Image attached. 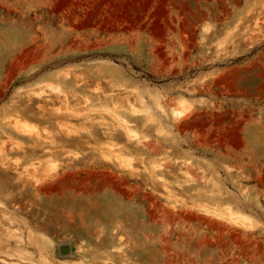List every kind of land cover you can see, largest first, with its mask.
<instances>
[{
    "label": "rangeland",
    "instance_id": "1",
    "mask_svg": "<svg viewBox=\"0 0 264 264\" xmlns=\"http://www.w3.org/2000/svg\"><path fill=\"white\" fill-rule=\"evenodd\" d=\"M263 80L264 0H0V264H264Z\"/></svg>",
    "mask_w": 264,
    "mask_h": 264
},
{
    "label": "bare ground",
    "instance_id": "2",
    "mask_svg": "<svg viewBox=\"0 0 264 264\" xmlns=\"http://www.w3.org/2000/svg\"><path fill=\"white\" fill-rule=\"evenodd\" d=\"M185 5V4H184ZM251 46V45H250ZM258 66V65H257ZM260 66V65H259ZM261 70V69H260ZM239 71V70H238ZM237 71V72H238ZM263 70H261L262 72ZM263 73V72H262ZM238 74V73H237ZM237 74L235 73V75L237 76ZM259 75V74H258ZM262 74H260V76L258 77H261ZM232 80V79H231ZM225 81V80H223ZM230 81V80H229ZM233 81V80H232ZM231 81V82H232ZM264 81V80H263ZM225 83V82H224ZM227 84H228V81H227ZM234 85V84H233ZM261 86L263 87V83L261 84ZM262 87H259V88H256V89H260ZM264 90V89H263ZM186 101V100H185ZM159 103V102H158ZM187 103V102H186ZM181 104V106L184 108L185 105L187 104ZM160 104V103H159ZM157 105V104H156ZM161 107V106H160ZM187 107V106H186ZM164 112V111H162ZM175 116L176 118L178 119L177 123H180L183 121L184 118H186V114H185V108L176 112L175 113ZM174 116V117H175ZM233 142V141H232ZM238 144V143H237ZM233 145V144H232ZM236 145V143H235ZM38 151V150H37ZM80 163V162H79ZM74 168V167H73ZM66 176H70V173L69 175H65L64 179L66 178ZM72 176V175H71ZM57 177V176H56ZM53 178V177H52ZM84 178V177H83ZM67 179V178H66ZM65 179V180H66ZM79 179V178H78ZM77 179V180H78ZM62 180V179H60ZM59 180V182H60ZM73 180V179H72ZM76 180V181H77ZM80 181V180H79ZM105 181V180H104ZM44 182V181H43ZM66 182V181H65ZM83 182V181H82ZM42 183V181H41ZM73 183V181L71 182ZM71 183H70V186H71ZM36 185H39L40 183H35ZM35 184L32 185V188L34 187L35 188ZM55 184H58V183H55ZM105 184L109 186V188H115V181H113L112 179H107L105 181ZM96 185V184H95ZM45 186V189H48V191L52 192L51 190L54 189V191H60L59 189L57 190L56 189V185H53L55 188H52L50 189V187H46L48 185H44ZM97 186V185H96ZM101 186V185H100ZM58 187V185H57ZM72 187V186H71ZM44 187H42L43 189ZM75 188V187H74ZM81 188V187H80ZM41 189V190H42ZM50 189V190H49ZM56 189V190H55ZM64 188H62L63 190ZM40 190V191H41ZM44 190V189H43ZM42 190V191H43ZM76 190V189H75ZM48 191L46 193H48ZM65 191V190H64ZM77 191V190H76ZM70 192V190H69ZM14 193V192H12ZM12 193H8V192H4V193H1V195L5 196L7 202L9 204H13V209L11 212H7V216H8V224L11 225V224H14V223H18V224H26V222H23L22 219H19L17 218L23 211V209H26L25 208V205L17 199V196L13 195ZM45 193V191L43 192ZM25 197V196H24ZM20 198H22V196H20ZM28 202V201H27ZM26 202V203H27ZM50 203L52 204H57L58 208H63V209H70L72 211H76V210H80L82 213H84L82 216L83 217H86L90 223H93V222H96V221H99L100 220V216H103V217H106L107 216V213L114 207L115 203H114V199H113V194L112 193H109L108 195L105 193V195L102 197V198H98L95 200H93L92 198H83L82 196H71V195H63V196H60L59 198H52L50 200ZM5 204V203H4ZM10 206V207H11ZM35 207V206H34ZM117 207V206H116ZM145 209V208H143ZM2 213V212H1ZM0 213V214H1ZM70 216V214H68ZM1 216V215H0ZM5 216V215H4ZM44 217V216H43ZM241 217V216H240ZM244 217V216H243ZM2 218V217H1ZM53 221H48L46 219L42 220V221H38L36 222V227L38 229H41V230H46V231H51L52 229V223ZM83 222V221H82ZM7 225V226H9ZM51 226V227H50ZM25 228V232H24V229L22 228V232H13V233H19L18 236H17V241H16V244H14V247H13V244L9 243L8 241L5 243L6 246L9 248V256L11 257H14V256H20V258H30V255L29 253L27 252L28 251V248L29 246H34V247H39V242L42 240L43 242V238L42 237H39L37 236L36 232L30 228L29 226H24ZM3 232V230H2ZM4 233V232H3ZM6 233H9L6 231ZM2 236V235H1ZM3 237V236H2ZM9 238V236H6ZM12 238V237H10ZM11 241V240H10ZM13 248V249H12ZM45 256V255H44ZM47 257V256H46ZM49 257V256H48ZM52 259V258H51ZM3 261V259H2ZM45 261V260H44ZM47 261V260H46ZM45 261V262H46ZM53 261V260H52ZM5 263L3 264H7L8 262L7 261H4ZM45 264H51V262H46Z\"/></svg>",
    "mask_w": 264,
    "mask_h": 264
},
{
    "label": "water",
    "instance_id": "3",
    "mask_svg": "<svg viewBox=\"0 0 264 264\" xmlns=\"http://www.w3.org/2000/svg\"><path fill=\"white\" fill-rule=\"evenodd\" d=\"M64 254L65 253H67L68 252V250L67 249H63V251H62Z\"/></svg>",
    "mask_w": 264,
    "mask_h": 264
},
{
    "label": "crops",
    "instance_id": "4",
    "mask_svg": "<svg viewBox=\"0 0 264 264\" xmlns=\"http://www.w3.org/2000/svg\"><path fill=\"white\" fill-rule=\"evenodd\" d=\"M117 139H119V138H117Z\"/></svg>",
    "mask_w": 264,
    "mask_h": 264
}]
</instances>
